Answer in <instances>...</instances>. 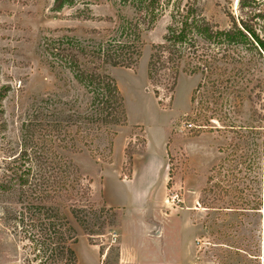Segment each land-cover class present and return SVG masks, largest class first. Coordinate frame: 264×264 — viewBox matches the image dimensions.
Returning a JSON list of instances; mask_svg holds the SVG:
<instances>
[{
  "label": "rangeland",
  "instance_id": "rangeland-1",
  "mask_svg": "<svg viewBox=\"0 0 264 264\" xmlns=\"http://www.w3.org/2000/svg\"><path fill=\"white\" fill-rule=\"evenodd\" d=\"M97 1L88 8L78 4L55 12L53 0H0V90L4 89L0 165L3 149L20 136L22 111L29 98L53 93L62 85L41 63L44 40L55 30L76 29L79 35L81 29L102 27L99 19L113 16L116 5L111 0ZM187 2L212 27L227 30L231 15L264 36V0L161 1L152 29L141 36L137 65L109 70L124 100L125 124L101 137L94 158L83 156L77 162L93 180V201L104 203L112 213L105 212L103 221L117 224L91 238L78 230V241L86 239L91 245L77 246L80 259L88 254L97 264H120L121 260L128 264H264L262 211L224 212L222 208L235 198L215 200L218 192L230 187L245 189L247 195L252 191L244 198L245 207H253L263 196L264 55L243 52L255 60L246 91L252 100H245L238 112L223 116L237 125L260 126L257 133L238 130L248 136V143L237 157L231 151L233 134L209 119L216 109L214 101L199 94L191 105L199 75L180 73L172 89L169 64L152 82L147 77L152 46L163 42L171 16L182 12ZM124 11L130 14L129 9ZM253 143L259 148L254 149ZM215 184L220 189L213 188ZM105 193L114 202L109 204L116 206L106 204ZM236 207L243 208L238 202ZM28 253L12 243L0 225V264H24V259L32 258Z\"/></svg>",
  "mask_w": 264,
  "mask_h": 264
},
{
  "label": "trees",
  "instance_id": "trees-1",
  "mask_svg": "<svg viewBox=\"0 0 264 264\" xmlns=\"http://www.w3.org/2000/svg\"><path fill=\"white\" fill-rule=\"evenodd\" d=\"M111 1L115 2V13L99 19L102 27L81 29L79 35L76 29L55 30L44 40L41 63L62 85L53 93L29 98L22 111L20 136L3 149L0 225L12 243L29 251L32 258L24 259V264H77L73 246L78 242V230L91 238L103 235L105 227L117 225L103 221L105 212L112 213L104 203L93 201V180L77 162L83 156L94 158L93 150L101 137L114 134L115 127L125 124L124 100L109 70L137 65L141 36L152 29L162 0ZM96 2L53 0L52 9L59 12L78 4L88 8ZM125 9L130 14L126 15ZM86 14H82L83 20L88 18ZM230 23L227 30L212 27L190 2L185 3L182 12L171 16L163 42L152 46L147 77L152 82L169 64L172 89L180 73L199 75L191 105L199 94L214 101L216 109L209 119L214 118L233 134L231 151L237 157L241 146L248 143V136L238 130L257 133L260 126L237 125L223 116L238 112L245 100H252L246 91L255 60L243 52L254 50L264 55V36L243 19L230 15ZM3 92L0 90V99ZM153 92L157 97L158 91ZM252 146L259 148L258 143ZM251 192L247 195L245 189L230 187L218 192L215 200L231 196L235 200L222 208L224 212L262 211L264 221V193L253 207H245L244 198ZM237 202L243 208H237Z\"/></svg>",
  "mask_w": 264,
  "mask_h": 264
},
{
  "label": "crops",
  "instance_id": "crops-1",
  "mask_svg": "<svg viewBox=\"0 0 264 264\" xmlns=\"http://www.w3.org/2000/svg\"><path fill=\"white\" fill-rule=\"evenodd\" d=\"M106 194V193H105ZM109 201V199L107 198V194H106V204L107 205H110V206H116V205H112V204H109V203H114V202H108ZM120 207H124V206H120ZM122 227L124 226V223H123V219H122ZM83 243L87 246V247H91V245H89L88 244V242L86 241V239H80L79 241H78V243H76L74 246H73V250H74V252H75V254H76V257H77V263L78 264H90V263H92V264H97L96 263V261H95V259H94V257H91L90 255L88 256V254H87V256L84 258V259H80V256L78 255V253H77V246L79 245V244H82L83 245ZM85 250V249H84ZM90 249H88V251H89ZM84 257V256H83ZM83 260V261H82ZM132 263V262H131ZM120 264H128V262H126V261H123V260H121L120 261Z\"/></svg>",
  "mask_w": 264,
  "mask_h": 264
},
{
  "label": "built area",
  "instance_id": "built-area-1",
  "mask_svg": "<svg viewBox=\"0 0 264 264\" xmlns=\"http://www.w3.org/2000/svg\"><path fill=\"white\" fill-rule=\"evenodd\" d=\"M111 236H112V238H115V235H114V233H112V235H111Z\"/></svg>",
  "mask_w": 264,
  "mask_h": 264
}]
</instances>
